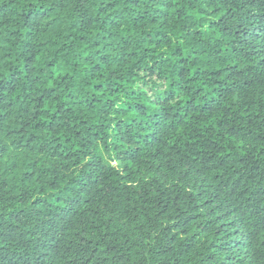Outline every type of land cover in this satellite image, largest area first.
Segmentation results:
<instances>
[{
	"label": "trees",
	"instance_id": "16d2710c",
	"mask_svg": "<svg viewBox=\"0 0 264 264\" xmlns=\"http://www.w3.org/2000/svg\"><path fill=\"white\" fill-rule=\"evenodd\" d=\"M0 264H264V0H0Z\"/></svg>",
	"mask_w": 264,
	"mask_h": 264
}]
</instances>
